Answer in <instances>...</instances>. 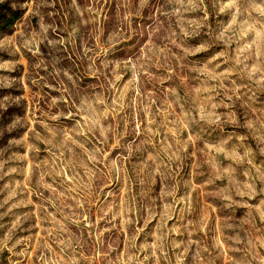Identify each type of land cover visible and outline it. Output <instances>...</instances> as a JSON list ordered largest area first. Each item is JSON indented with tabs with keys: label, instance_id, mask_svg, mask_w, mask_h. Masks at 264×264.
Segmentation results:
<instances>
[{
	"label": "rangeland",
	"instance_id": "374dc122",
	"mask_svg": "<svg viewBox=\"0 0 264 264\" xmlns=\"http://www.w3.org/2000/svg\"><path fill=\"white\" fill-rule=\"evenodd\" d=\"M0 264H264V0H0Z\"/></svg>",
	"mask_w": 264,
	"mask_h": 264
}]
</instances>
